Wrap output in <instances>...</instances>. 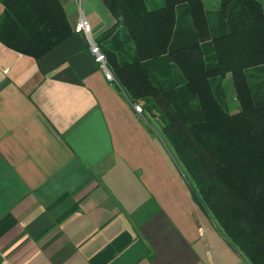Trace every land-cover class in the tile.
Here are the masks:
<instances>
[{
  "label": "crops",
  "instance_id": "1",
  "mask_svg": "<svg viewBox=\"0 0 264 264\" xmlns=\"http://www.w3.org/2000/svg\"><path fill=\"white\" fill-rule=\"evenodd\" d=\"M59 2L73 34L57 48L0 42V264H249L194 198L159 110L136 112L75 33L80 16L98 44L116 26L104 0Z\"/></svg>",
  "mask_w": 264,
  "mask_h": 264
},
{
  "label": "trees",
  "instance_id": "2",
  "mask_svg": "<svg viewBox=\"0 0 264 264\" xmlns=\"http://www.w3.org/2000/svg\"><path fill=\"white\" fill-rule=\"evenodd\" d=\"M0 2V42L23 55L40 59L73 34L59 0ZM104 3L116 20L99 39L108 68L132 103L159 110L194 198L227 241L264 264L262 4L220 0L217 26L204 0ZM228 76L240 104L233 114Z\"/></svg>",
  "mask_w": 264,
  "mask_h": 264
},
{
  "label": "built area",
  "instance_id": "3",
  "mask_svg": "<svg viewBox=\"0 0 264 264\" xmlns=\"http://www.w3.org/2000/svg\"><path fill=\"white\" fill-rule=\"evenodd\" d=\"M74 31L75 33L83 34L87 38L90 54L93 56L94 61L99 65L100 69L104 72L106 79L109 81H115L112 72L107 66L106 56L102 52L101 46L97 44L93 38V27L91 23L84 16H80L74 27ZM133 107L136 112H142V108L138 104H133Z\"/></svg>",
  "mask_w": 264,
  "mask_h": 264
},
{
  "label": "rangeland",
  "instance_id": "4",
  "mask_svg": "<svg viewBox=\"0 0 264 264\" xmlns=\"http://www.w3.org/2000/svg\"><path fill=\"white\" fill-rule=\"evenodd\" d=\"M156 1L157 0L153 1V3L156 4ZM257 1H259L262 4L263 9H264V0H257ZM159 2L163 3V0H159ZM219 2H220V0H204L206 9L210 11V14H211L210 18L214 22V24L217 25V26L222 21L218 16H216V13H215L217 11V9H218ZM148 6H149V8H151L150 4ZM102 52H103V50H102ZM106 63H107V59H106ZM113 76L115 78L114 74H113ZM226 104H227V109H228L229 113H231V114L237 113L240 110V104H239V101H238V98H237V95H236V92H235L234 85L231 82V77L230 76H228L227 81H226ZM138 105L142 109H144V108L146 110L148 109L147 111H149V112H155L156 111V109L153 108L150 105L149 102L148 103L140 102Z\"/></svg>",
  "mask_w": 264,
  "mask_h": 264
}]
</instances>
